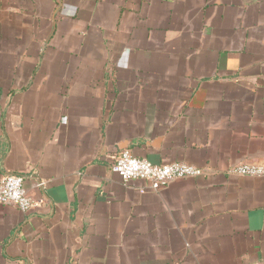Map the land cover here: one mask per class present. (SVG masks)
Listing matches in <instances>:
<instances>
[{
	"label": "crops",
	"instance_id": "0c3cea01",
	"mask_svg": "<svg viewBox=\"0 0 264 264\" xmlns=\"http://www.w3.org/2000/svg\"><path fill=\"white\" fill-rule=\"evenodd\" d=\"M127 152L201 170L151 191ZM264 0H0V264H264ZM44 183L42 189L35 185Z\"/></svg>",
	"mask_w": 264,
	"mask_h": 264
},
{
	"label": "built area",
	"instance_id": "2783aa9c",
	"mask_svg": "<svg viewBox=\"0 0 264 264\" xmlns=\"http://www.w3.org/2000/svg\"><path fill=\"white\" fill-rule=\"evenodd\" d=\"M111 171L126 183L141 181L146 189L158 191L175 180L195 177L201 170L182 162L155 165L145 159H138L123 152L111 165ZM230 174L239 177H262L264 168L248 163H239L229 170ZM24 177L18 174H5L0 177V206L16 207L23 214H30L45 204L44 198L30 197L23 186ZM42 189L44 183L35 185Z\"/></svg>",
	"mask_w": 264,
	"mask_h": 264
}]
</instances>
